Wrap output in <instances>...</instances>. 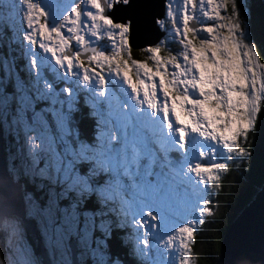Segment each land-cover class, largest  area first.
Returning <instances> with one entry per match:
<instances>
[{
  "label": "snow or ice",
  "instance_id": "1",
  "mask_svg": "<svg viewBox=\"0 0 264 264\" xmlns=\"http://www.w3.org/2000/svg\"><path fill=\"white\" fill-rule=\"evenodd\" d=\"M252 9L167 0V28L151 0H0V264H156L149 233L195 264V225L229 162L264 177V8L259 43ZM154 26L167 34L133 59L131 38ZM169 36L182 47L161 56ZM77 115L93 120L91 137ZM258 234L257 245L253 223L215 264H264V201Z\"/></svg>",
  "mask_w": 264,
  "mask_h": 264
},
{
  "label": "trees",
  "instance_id": "2",
  "mask_svg": "<svg viewBox=\"0 0 264 264\" xmlns=\"http://www.w3.org/2000/svg\"><path fill=\"white\" fill-rule=\"evenodd\" d=\"M251 3L253 5V35L259 43L256 22L262 8H264V0H251ZM17 22L18 20H16V26L19 28ZM159 46L161 47V56H167L169 49L176 50V45L171 40V36ZM131 54L133 59L140 62H144L147 55L142 50L133 49ZM262 62H264V53H262ZM148 63L151 64V61ZM81 102H83V97ZM49 119L51 121L50 117ZM77 119L81 138L91 137L93 120L86 117L80 118L78 115ZM176 155L171 154L174 159ZM246 167L243 164L231 163L228 171L222 173L221 180L208 193V199L211 201L208 207L213 214L205 219L195 236L196 240L192 246L195 264H215V261L220 257L221 245L227 231L262 189L264 177L261 176L258 165L254 163L253 169L249 172L245 171ZM31 242L37 246V252H39V243L34 236L31 237ZM2 244L3 242L0 241V253L3 255Z\"/></svg>",
  "mask_w": 264,
  "mask_h": 264
},
{
  "label": "water",
  "instance_id": "3",
  "mask_svg": "<svg viewBox=\"0 0 264 264\" xmlns=\"http://www.w3.org/2000/svg\"><path fill=\"white\" fill-rule=\"evenodd\" d=\"M76 4H80L81 0H75ZM151 3L154 5V13L162 18L165 17L166 10L165 4L167 0H151ZM194 21H192L193 23ZM166 32L159 28V26L151 27V30L145 34L133 35L131 38V45L134 50H141L149 45H155L156 41L164 37ZM74 44V43H73ZM101 47V45H99ZM83 55V53H82ZM264 201V192L262 189L256 196L255 200L241 213L237 220L231 225L227 231L222 245L221 253L224 250L226 243H236L245 238V235L248 233L250 226L255 223L256 225V235L255 242L258 245L259 234H258V222H259V213L261 202ZM30 236H37V231L35 228H32L29 232ZM220 258V257H219Z\"/></svg>",
  "mask_w": 264,
  "mask_h": 264
},
{
  "label": "rangeland",
  "instance_id": "4",
  "mask_svg": "<svg viewBox=\"0 0 264 264\" xmlns=\"http://www.w3.org/2000/svg\"><path fill=\"white\" fill-rule=\"evenodd\" d=\"M73 1V3H75L74 1L75 0H72ZM172 6H173V10L175 11V9H176V7L177 6H183V0H172ZM191 10V6H189V11ZM20 15H22V13L20 14ZM164 19L166 20V27L168 28V26H171L172 27V25H171V21H169L168 19H167V14H165V17H164ZM16 20H18V27L20 26V18L19 17H17V19ZM15 23H16V21H15ZM190 23H192V21H190ZM24 27L26 28L27 26H26V23L24 24ZM162 30H164V29H162ZM87 32H88V29H86L85 30V33L87 34ZM173 32H174V30H173ZM82 34H84L83 33V31H82ZM171 40H172V38H171ZM175 45H176V50H173V49H171V50H173V51H178V50H180L181 49V45L178 43V42H173ZM95 45V44H94ZM99 45V44H98ZM101 45V47L103 48L104 46L102 45V44H100ZM110 46H109V44H107L106 46H105V48H109ZM34 50H39L38 49V45L36 46V48H34ZM85 62L87 63V60H85ZM85 67H89V65L88 64H85ZM54 79H58V77H54ZM157 83H158V80H157ZM117 85H109L108 86V88H110V91H108L110 94H115V92H116V94H118V95H120V93L118 92V91H120V89L119 88H125L126 86H123V85H119V87H116ZM81 87H83V85H81ZM117 88V89H116ZM128 92L130 93V90H128ZM64 95H67V94H64ZM158 97H159V100L160 101H162L163 100V97H162V94H159L158 93ZM127 99V97L125 96H123V99ZM143 97L141 96V99H142ZM130 103H132V104H134L135 103V101H130ZM170 104H171V101H169V106H170ZM89 105L91 106V101H89ZM143 111L144 112H150V110H148L147 109V107H146V104L143 106ZM169 120H170V122H172L173 124H175V121H174V117L172 116V114L170 113V115H169ZM49 121H50V119H49ZM51 122V121H50ZM160 131H161V128H157V130H156V135L157 136H159V134H160ZM163 131L164 132H166L167 130H166V128H163ZM149 135H152V133L151 134H149ZM191 148V146H189V149ZM197 151H199V150H197ZM206 159V158H205ZM232 162H229V166H230V164H231ZM229 168V167H228ZM189 175H193V179H195V177H194V174H192V173H189ZM200 187L202 188V187H204L203 185H200ZM189 189V190H188ZM188 191H190L191 190V188H190V186H188ZM211 191V188L209 189V192ZM207 207H208V205H207ZM193 214L194 215H199V211L198 210H196V211H194L193 212ZM208 217H210V215H205L204 217H203V222H204V220L206 219V218H208ZM202 226V223H200V224H196L195 225V233H198L199 232V230H200V227ZM37 234H38V232H37ZM140 234L141 235H144V230L143 229H141L140 230ZM33 237V236H32ZM34 238L36 239V241H37V243H39V245L42 243L41 241H40V237H39V234L37 235V236H34ZM149 240H151L152 241V251H151V253H150V259L151 260H153V261H155L156 262V264H169V262L171 261L172 262V264H179V255L177 254V255H170V249L169 248H166L165 247V244L167 243V236L166 235H163V236H161L159 239H156V238H153V236L151 235V233H149ZM27 243H29V244H32V242H31V237L28 235V239H27ZM35 245V244H34ZM38 245V246H39ZM144 245H143V243L141 242V244H140V247H143ZM40 248V247H39ZM41 251V248L39 249V252ZM38 252V253H39ZM3 255L0 253V257H2ZM190 259L191 260H193V261H195V258H194V254H193V252H191V255H190Z\"/></svg>",
  "mask_w": 264,
  "mask_h": 264
},
{
  "label": "flooded vegetation",
  "instance_id": "5",
  "mask_svg": "<svg viewBox=\"0 0 264 264\" xmlns=\"http://www.w3.org/2000/svg\"><path fill=\"white\" fill-rule=\"evenodd\" d=\"M46 2H48V0H46ZM51 3L55 4L59 9H61L64 5H67L69 3H73L72 0H50ZM66 14V13H65ZM23 15V14H22ZM22 15H20L22 17ZM20 18V17H19ZM168 28H171V26H168ZM85 30L86 29H82L83 33L86 35V39H90L92 41L93 44L97 45V44H102L105 48V46L108 44V42L105 40H101V41H95L94 38H91L90 36H88L86 33H85ZM73 43L75 44V41H73ZM132 55V54H131ZM85 64H88L85 62ZM195 240H196V237H194V243H195ZM193 243V245H194ZM192 245V246H193Z\"/></svg>",
  "mask_w": 264,
  "mask_h": 264
},
{
  "label": "bare ground",
  "instance_id": "6",
  "mask_svg": "<svg viewBox=\"0 0 264 264\" xmlns=\"http://www.w3.org/2000/svg\"><path fill=\"white\" fill-rule=\"evenodd\" d=\"M75 2V1H74ZM133 49V48H132ZM134 50V49H133Z\"/></svg>",
  "mask_w": 264,
  "mask_h": 264
}]
</instances>
